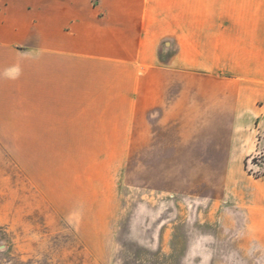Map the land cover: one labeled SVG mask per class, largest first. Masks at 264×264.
Here are the masks:
<instances>
[{
  "label": "rangeland",
  "instance_id": "obj_1",
  "mask_svg": "<svg viewBox=\"0 0 264 264\" xmlns=\"http://www.w3.org/2000/svg\"><path fill=\"white\" fill-rule=\"evenodd\" d=\"M63 5L96 124L0 108V264H264V0Z\"/></svg>",
  "mask_w": 264,
  "mask_h": 264
},
{
  "label": "crops",
  "instance_id": "obj_2",
  "mask_svg": "<svg viewBox=\"0 0 264 264\" xmlns=\"http://www.w3.org/2000/svg\"><path fill=\"white\" fill-rule=\"evenodd\" d=\"M70 7L64 8L63 0H0V74L16 63L22 69L14 80L0 75V108L14 107V94L19 92L23 95L21 102L37 103L28 105L30 108L83 109L86 111L80 118L76 114L74 122L83 126L96 124L94 115L88 111L95 107L94 86L78 63L88 60L90 54L75 47L70 53L63 52L64 28L68 25L72 29L93 28V8ZM26 54L30 58H25ZM64 61L74 63L66 68ZM32 78H38L37 100L26 97L31 93L28 89L32 87ZM55 115L61 118L62 112ZM61 123L62 118L58 124ZM108 123L110 120L104 116L97 122Z\"/></svg>",
  "mask_w": 264,
  "mask_h": 264
},
{
  "label": "clouds",
  "instance_id": "obj_3",
  "mask_svg": "<svg viewBox=\"0 0 264 264\" xmlns=\"http://www.w3.org/2000/svg\"><path fill=\"white\" fill-rule=\"evenodd\" d=\"M25 58H30V54H26ZM21 65L19 63L13 64L12 66L5 68L3 73L0 75H3L6 78L9 79H17L21 75Z\"/></svg>",
  "mask_w": 264,
  "mask_h": 264
}]
</instances>
